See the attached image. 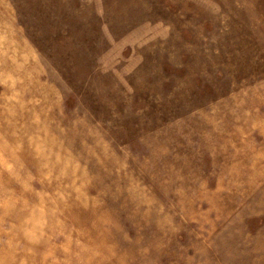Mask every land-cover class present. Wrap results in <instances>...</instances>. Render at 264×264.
<instances>
[{"label":"rangeland","instance_id":"374dc122","mask_svg":"<svg viewBox=\"0 0 264 264\" xmlns=\"http://www.w3.org/2000/svg\"><path fill=\"white\" fill-rule=\"evenodd\" d=\"M0 264H264V0H0Z\"/></svg>","mask_w":264,"mask_h":264}]
</instances>
